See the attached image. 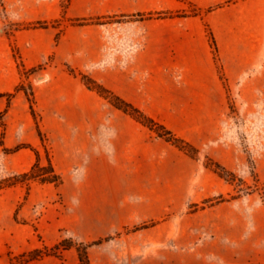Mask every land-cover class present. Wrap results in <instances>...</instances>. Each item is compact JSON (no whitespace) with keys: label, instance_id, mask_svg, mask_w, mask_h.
<instances>
[{"label":"crops","instance_id":"1","mask_svg":"<svg viewBox=\"0 0 264 264\" xmlns=\"http://www.w3.org/2000/svg\"><path fill=\"white\" fill-rule=\"evenodd\" d=\"M165 1L125 0L122 7L124 13L182 9L170 7ZM196 3L198 11L193 17L147 22L148 38L136 57L134 76L118 71L90 76L191 144L195 140L183 136L186 130L183 129L196 133L199 128L215 126L224 106L223 83L232 87L241 79L240 87L244 90L264 93V0H196ZM205 28L214 40L215 58ZM70 35L67 31L58 38L52 50L55 56L67 57L66 62L74 68L76 63L87 61L85 53L90 57L92 43L87 37L79 39L84 54L76 62L69 56L75 43ZM27 52H21L25 67L41 64L36 51ZM93 52L96 53L94 44ZM41 77L44 80L33 86V108L41 116L39 125L44 131L59 126L81 127L83 131L76 143L79 141L81 153L86 154L90 149L84 129L98 125L101 120L100 96L78 78L62 72L45 71ZM21 81L13 71L0 78V113L10 116L19 112L22 116L19 135L14 142L4 138L3 145L26 146L14 152L11 168L17 173H27L36 163L37 155L40 157L44 143L36 131L27 129L32 117L29 104L23 92L15 91ZM11 93L14 94L5 97ZM112 113L115 135L110 160L90 158L89 176L93 180L80 190L77 224L82 238L99 239L123 226L146 221L154 226L140 231V249L152 251L157 259L143 264H264V204L259 199L224 201L203 209L195 207L193 213L165 220L168 212L181 207L184 184H171L174 199L167 200L163 193L165 184L137 186L126 182V176L144 170L151 172L150 169L159 174V158L165 156L162 153L167 143L120 110L114 108ZM54 151L62 157L70 153L60 145ZM51 165L55 169L53 161ZM259 168V178L263 175L264 179V162ZM113 172L120 174L118 183L106 181ZM127 198L131 201L126 204ZM49 226L47 233L57 230V226ZM137 233L132 236L137 237ZM6 240L23 239L20 232L0 231V264H11L9 258L16 253H28L39 247L28 245L15 254H7ZM25 264L65 263L43 257Z\"/></svg>","mask_w":264,"mask_h":264},{"label":"rangeland","instance_id":"2","mask_svg":"<svg viewBox=\"0 0 264 264\" xmlns=\"http://www.w3.org/2000/svg\"><path fill=\"white\" fill-rule=\"evenodd\" d=\"M165 2L170 7L182 6V9L124 13L125 0H0V78L11 71L17 72L22 80L19 85H23L28 93V86L33 90V86L42 82L45 71L62 72L79 80L81 75L92 79V74L111 71L134 76L136 57L148 38L146 26L149 20L197 15L196 0ZM82 27L91 37L85 35ZM67 31L75 42L69 56L76 62L84 54L79 39L87 37L92 43L90 57L85 53L87 61L75 62L77 67L74 68L66 62L67 57L55 56L52 50L58 38ZM205 32L211 45V33L206 28ZM134 46H139L135 52ZM211 49L215 58L216 48L214 50L211 45ZM23 51H36L41 64L25 67L21 60ZM218 71L221 73L220 69ZM176 78L180 79V75ZM241 83V79L232 87L223 83L224 106L214 127L199 128L196 133L183 129L186 130L182 135L195 140L193 144L158 122L175 138L194 148L195 153L178 149L152 131L154 136L167 143L166 151L162 153L165 156L159 158L160 173H152L150 169L151 172L144 170L141 174L126 176V182L137 186L165 184L163 193L167 200L174 199L171 184H184L186 190L181 192V207L176 212H168L165 220L172 221L176 215L193 213L195 207L203 209L236 199H259L264 204V179L263 175L259 178L258 173L264 162V93L244 90ZM19 92L24 93L23 90ZM99 100L100 122L84 129L90 149L86 154L81 153L79 141L76 143L83 131L81 127L59 126L44 131L39 125V114L35 112L36 117L29 119L27 129L36 131L38 136L40 132L42 139L39 138L44 143L38 157L39 166L46 169L48 162L53 161V171L60 178L56 185L26 180L22 177L25 173H17L11 168L14 152L26 146L5 147L3 139L8 137L14 142L20 133L22 116L19 112L10 116L0 113V231L20 232L23 239L22 242L6 240L4 247L7 254H15L28 245L31 248L39 245L28 253L10 257L11 264H25L43 257H52L65 264H143L157 259L152 251L140 249V231L154 226L152 222L123 226L99 239L81 237L77 209L80 190L93 180L89 176L90 158L110 160L115 135L112 99L100 97ZM56 145L68 148L70 153L58 156L53 152ZM108 178L106 181L118 183L120 174L113 172ZM133 200L138 204L135 198ZM130 201L127 198L125 203ZM49 224L57 226L54 233H47V229H51ZM134 232H139L137 237L132 236ZM61 241L71 245L68 253L62 249L52 250ZM83 245H88L87 262L81 263L76 248ZM35 251L46 254L31 260Z\"/></svg>","mask_w":264,"mask_h":264},{"label":"trees","instance_id":"3","mask_svg":"<svg viewBox=\"0 0 264 264\" xmlns=\"http://www.w3.org/2000/svg\"><path fill=\"white\" fill-rule=\"evenodd\" d=\"M160 15V14H159ZM210 41L213 49L215 50V43L210 35ZM81 82L86 86L89 90H92L96 92L100 97H110L113 102V106L123 112L124 114L128 115L131 117L133 120L138 122L139 124L143 125L144 127L148 128L149 130L155 132L160 138L165 139L167 142L171 143L172 145L176 146L178 149L185 151L186 153H195L196 150L192 148L188 143L184 142L183 140H180L178 138H175L171 132L166 130L165 127L160 125L158 122H156L154 119L148 117L145 115L141 110L138 108L134 107L133 105L123 101L119 97L115 96L113 93L109 92L106 90L102 85L97 83L96 81L81 75L80 76ZM23 90L24 94L26 96L27 102L29 104V110L33 118L36 117L35 110L33 108V90L30 86H28V93L25 91L23 88V85H19L15 91ZM39 137L42 139L41 134L39 132ZM39 160H38V155H37V161L31 168V170L25 174L22 175L23 178L26 180H38L41 183H49V184H59L60 183V178L57 176L51 164L48 162V167L45 168H40L39 166ZM219 168V167H218ZM220 175V174H218ZM71 247V245L65 244V241H61L57 246H55L52 250L53 251H58L60 249L62 250H68ZM87 247L88 245H83V246H78L76 248L79 259L81 263L87 262ZM49 250V251H52ZM46 251V250H45ZM49 253V252H48ZM46 252L42 251H35L32 253V256H30L31 260L40 258L41 255H45Z\"/></svg>","mask_w":264,"mask_h":264},{"label":"built area","instance_id":"4","mask_svg":"<svg viewBox=\"0 0 264 264\" xmlns=\"http://www.w3.org/2000/svg\"><path fill=\"white\" fill-rule=\"evenodd\" d=\"M138 47H139V46H137V47L134 46V47H133V51L135 52V51L137 50Z\"/></svg>","mask_w":264,"mask_h":264},{"label":"bare ground","instance_id":"5","mask_svg":"<svg viewBox=\"0 0 264 264\" xmlns=\"http://www.w3.org/2000/svg\"><path fill=\"white\" fill-rule=\"evenodd\" d=\"M44 80V79H43Z\"/></svg>","mask_w":264,"mask_h":264}]
</instances>
